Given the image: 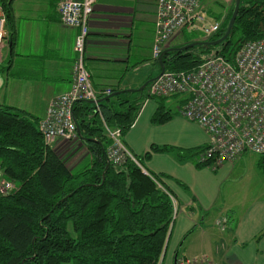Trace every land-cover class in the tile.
Returning a JSON list of instances; mask_svg holds the SVG:
<instances>
[{
	"label": "crops",
	"instance_id": "1",
	"mask_svg": "<svg viewBox=\"0 0 264 264\" xmlns=\"http://www.w3.org/2000/svg\"><path fill=\"white\" fill-rule=\"evenodd\" d=\"M60 1L2 2L7 22L6 37L0 44V106L23 110L38 123L49 101L72 86L79 30L61 22ZM155 21V0H96L86 68L100 97L108 89H138L159 74L152 54ZM191 28H185L168 48L204 39L196 35L188 38ZM146 89L123 92L130 94L126 99L143 104L122 140L138 157L153 145L173 148L153 153L142 165L146 172L163 176L162 185L179 210L161 264H175L177 256L212 264H264V172L259 162L250 165L248 153H243L233 163L213 170L199 167L196 156L180 158L177 152L181 150L207 146L210 135L179 114L185 103L181 96L168 97L174 106L164 101L173 113L170 120L153 123L158 103L145 99ZM64 142L59 138L51 147L70 169L79 171L92 162L95 154L86 144L67 148Z\"/></svg>",
	"mask_w": 264,
	"mask_h": 264
},
{
	"label": "trees",
	"instance_id": "2",
	"mask_svg": "<svg viewBox=\"0 0 264 264\" xmlns=\"http://www.w3.org/2000/svg\"><path fill=\"white\" fill-rule=\"evenodd\" d=\"M232 10L233 6L219 31L206 40L225 33ZM258 39H264V0H241L225 42L169 53L163 61L169 71L192 69L216 51L234 61L245 43ZM128 95L117 94L98 108L85 101L75 103L73 113L82 135L101 141L79 137L95 154L79 171L70 169L45 143L38 120L23 110L0 106V166L16 186L10 194H0V264H161L174 223L173 196L163 187V176L144 172L130 159L106 169L110 140L104 124L125 134L143 104L126 99ZM152 99L158 103L152 122L170 120L173 113L164 97ZM205 148L177 154L197 158ZM172 149L153 145L136 158L144 166L153 153ZM259 166L264 172V154Z\"/></svg>",
	"mask_w": 264,
	"mask_h": 264
},
{
	"label": "built area",
	"instance_id": "3",
	"mask_svg": "<svg viewBox=\"0 0 264 264\" xmlns=\"http://www.w3.org/2000/svg\"><path fill=\"white\" fill-rule=\"evenodd\" d=\"M203 0H155L156 21L153 57L157 60L163 50L185 29L203 19ZM233 6L234 0H225ZM0 0V44L6 37L7 16ZM96 0H61L58 11L64 25L78 28L75 38L73 80L71 88L53 97L38 126L49 146L59 138L79 142L73 107L79 101H96L100 94L92 86L86 68V53L90 22ZM232 2V4H230ZM223 15L213 24L203 27L204 40L217 33L225 20ZM111 93L106 90L102 95ZM146 96L184 98L179 114L198 123L210 135V142L196 162L210 163L215 170L224 163H233L245 152L264 154V39L245 43L230 61L224 56H211L189 70L169 71L151 82ZM146 99V100H147ZM97 108L99 103L94 104ZM104 130L110 140L106 156L116 166L130 159L141 168L136 156L123 143L121 128ZM144 172H146L144 170ZM148 173V172H146ZM15 183L7 179L0 166V194H10ZM173 200V221L178 206ZM175 264H212L207 260L177 256Z\"/></svg>",
	"mask_w": 264,
	"mask_h": 264
},
{
	"label": "water",
	"instance_id": "4",
	"mask_svg": "<svg viewBox=\"0 0 264 264\" xmlns=\"http://www.w3.org/2000/svg\"><path fill=\"white\" fill-rule=\"evenodd\" d=\"M240 6H241V0H234V5H233V10H232V15L230 17V20L227 24V27H226V31L225 33L219 37L218 39H215V40H195V41H192V42H189V43H186L182 46H178V47H169V48H166L165 50H163L161 52V54L158 56L156 62L157 64H159V67H160V72L157 76H155L154 78H151L149 80H147L144 84H142V86H140L138 89H127V90H120V91H115V92H111L109 94H107L106 96L104 97H101L99 99H97L96 101H93V100H88V101H85L87 103H90V104H95V103H102L103 101H106L108 99H110L111 97L117 95V94H120V93H123V92H129V93H134V92H144V90L147 88V86L153 82L154 80H156L160 75H162L165 70H166V66H165V63L163 61V58L164 56H166L167 54L169 53H181V52H184L188 49H191L195 46H217L219 44H222L223 42L226 41V39L229 37L232 29H233V26L235 24V21H236V18L238 16V13H239V10H240ZM219 55V51H216L215 52V56H218ZM76 121V124H77V132H78V135L79 137L83 140V141H92V142H97L99 144H101V141L97 140L96 138H86L82 135L81 133V129H80V126L77 122V120L75 119ZM105 152V151H104ZM106 153V152H105ZM108 164H107V167L106 169L110 166L111 162L110 160L108 159ZM105 169V170H106Z\"/></svg>",
	"mask_w": 264,
	"mask_h": 264
},
{
	"label": "rangeland",
	"instance_id": "5",
	"mask_svg": "<svg viewBox=\"0 0 264 264\" xmlns=\"http://www.w3.org/2000/svg\"><path fill=\"white\" fill-rule=\"evenodd\" d=\"M232 4V2L230 3ZM202 6H203V19L199 20L196 22V24L193 26V28L189 29L187 31V37H192L194 35H196L197 37L202 38L203 35V27L209 26L211 24H213L216 20L220 19L221 16L226 15L225 16V20L228 18L229 14H230V8L232 7L231 5H229L228 3H226L225 0H203L202 1ZM4 11V8H3ZM166 103L167 106H174L173 105V99L172 98H164L163 99ZM79 144V142H64L63 145H67V148L71 145H73L74 147ZM248 153L247 154V159L248 162L250 163H256L259 162L260 158H261V154H257V153H253V152H245ZM252 172L250 171V174ZM5 176V175H4ZM6 177V176H5ZM8 179V178H7ZM246 180L243 181V183Z\"/></svg>",
	"mask_w": 264,
	"mask_h": 264
}]
</instances>
